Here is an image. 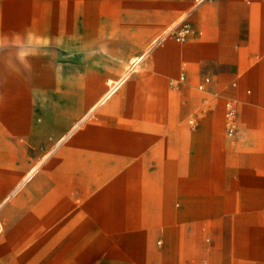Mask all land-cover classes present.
Instances as JSON below:
<instances>
[{
    "label": "rangeland",
    "instance_id": "374dc122",
    "mask_svg": "<svg viewBox=\"0 0 264 264\" xmlns=\"http://www.w3.org/2000/svg\"><path fill=\"white\" fill-rule=\"evenodd\" d=\"M210 1L196 7V0H0V264H107L109 253L123 250V226L131 223L130 217L122 215V204L119 213L109 203L111 215L103 220L84 214L95 208L98 193L105 201L114 196L128 202L129 180L119 176L122 152L124 144L149 141L144 133L149 123L143 117L167 121L168 99L178 97L184 86L200 96L186 119L195 112H212L228 99L235 102L238 119L240 97L230 89L242 87L252 104L264 97L256 72L243 85V73L229 72L218 81L205 59L211 34L203 25H195L203 30L201 36L183 43L169 35L165 44L152 48L181 17L194 22V13ZM245 2L252 18L264 17L262 1ZM106 30L114 31L115 38L98 41ZM107 42L109 60L97 56ZM190 44L196 48L195 59L174 55V49L176 53ZM137 56L143 59L134 66L131 60ZM256 62L249 59L250 70ZM183 64L187 77L174 88L169 81ZM127 71L131 75L122 87L93 111ZM96 75L113 85L86 106L102 91L93 95L86 87ZM206 76L212 78L211 87L199 89ZM110 113L115 116L106 117ZM127 114L135 118L128 121ZM185 124L190 128L187 120ZM46 151L43 158L51 155L49 159L23 181ZM112 185L121 190L111 193ZM56 191L62 196L51 204L49 197ZM28 235L36 242L31 249L21 245ZM131 264H144L138 250L131 249Z\"/></svg>",
    "mask_w": 264,
    "mask_h": 264
},
{
    "label": "crops",
    "instance_id": "0c3cea01",
    "mask_svg": "<svg viewBox=\"0 0 264 264\" xmlns=\"http://www.w3.org/2000/svg\"><path fill=\"white\" fill-rule=\"evenodd\" d=\"M260 2L264 6V0ZM251 13L252 8L245 0L207 2L194 13V22L187 19L193 30L181 42L203 35V30L197 27L205 26L211 34L209 56L205 59L214 68L218 81L225 80L229 72L243 73V85L256 72L263 89L264 17L255 20ZM114 38V31L106 30L101 31L98 41ZM31 44L26 40L27 47L32 48ZM109 48L107 42V49H99L97 56L109 60ZM174 55H188L195 59L197 51L190 44L179 48L176 53L174 51ZM250 58L257 59L254 70H250ZM127 66L122 68L124 72ZM182 75L185 80V64L181 66L180 74L170 79V85L180 88L184 82ZM95 78L101 79L99 84ZM201 84L206 89L212 85V78L201 79L198 87L204 89L200 88ZM233 84L235 86L236 82ZM112 85L104 76L96 75L86 87L92 88L93 95L100 89L102 91L86 106L96 102ZM242 90V87L229 90L230 94L240 97V126L234 134H230L226 126L227 101L224 106L219 103L212 112L205 111L203 116L195 112L186 119L188 111L200 103V96L185 86L177 98L168 99L171 112L167 121L157 122L143 117L149 123V128L144 129L149 141L139 146L124 144L122 152L123 169L119 176L129 180L127 191L125 187L122 190L128 193V202L114 196L105 201L98 193L94 199L95 208L84 214L103 220L111 215L109 206L116 205L120 213L122 204V215L130 217L131 223L123 226L126 240L123 250L120 255L109 253L107 264H131V249L140 252L144 264H202L205 259V264H264V97L252 104ZM117 104L121 107L124 103ZM138 110L141 111L134 109L135 112ZM111 113L106 117L115 116ZM126 116L128 121L135 118L129 114ZM191 118L196 119V126L190 124ZM150 123H154L153 128ZM127 130L130 132L131 128ZM66 137L64 135L62 140ZM49 152L32 164L23 181H27L28 175L35 169L36 173L49 159L51 155L43 158ZM1 160L0 152V164ZM115 190L119 192L121 189L112 185L111 193ZM61 196L56 191L49 197L50 203ZM35 244L30 235L21 240V245L30 249Z\"/></svg>",
    "mask_w": 264,
    "mask_h": 264
},
{
    "label": "built area",
    "instance_id": "2783aa9c",
    "mask_svg": "<svg viewBox=\"0 0 264 264\" xmlns=\"http://www.w3.org/2000/svg\"><path fill=\"white\" fill-rule=\"evenodd\" d=\"M197 4L201 3L203 0H196ZM193 28L191 23L184 18L181 22L175 25L169 32L173 37L178 41H185L188 36L191 34ZM185 76L182 75L181 79L184 80ZM206 81H209L207 78ZM172 83H174L172 81ZM200 88H204V84L200 85ZM190 124L196 126L197 121L195 118L190 119ZM226 126L230 134H234L238 129V119H237V106L232 99L227 100L226 102Z\"/></svg>",
    "mask_w": 264,
    "mask_h": 264
},
{
    "label": "bare ground",
    "instance_id": "6f19581e",
    "mask_svg": "<svg viewBox=\"0 0 264 264\" xmlns=\"http://www.w3.org/2000/svg\"><path fill=\"white\" fill-rule=\"evenodd\" d=\"M182 18V17H181ZM175 24V23H174ZM173 24V25H174ZM173 25L171 26V28L173 27ZM170 28V29H171ZM169 29V30H170ZM169 30L164 34V35H162L161 37H159V38H157L151 45H152V48L153 47H156V46H159V45H161V44H165V40L167 39V36H169L168 35V32H169ZM149 51L150 50H148V53H149ZM174 51H176V49H174ZM143 59V57L142 56H137V57H134L132 60H131V64L132 65H137L139 62H140V60H142ZM133 70V69H132ZM131 74H130V71H127L123 76H122V78L121 79H119V81L108 91V93L103 97V99L94 107V109H93V111L96 109V108H98L101 104H103L104 102H106L109 98H111L112 96H113V94L115 93V92H117L120 88H121V86H122V84L124 83V82H126V80L128 79V77L130 76ZM79 124H77L76 126H78ZM75 126V127H76ZM74 127V128H75ZM71 133V132H70ZM36 170V169H35ZM35 170H33V172H31L29 175H28V177H27V180L28 179H30L32 176H33V174L35 173Z\"/></svg>",
    "mask_w": 264,
    "mask_h": 264
}]
</instances>
